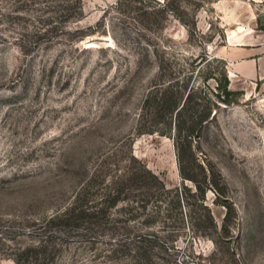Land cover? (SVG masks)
Segmentation results:
<instances>
[{
	"label": "rangeland",
	"instance_id": "1",
	"mask_svg": "<svg viewBox=\"0 0 264 264\" xmlns=\"http://www.w3.org/2000/svg\"><path fill=\"white\" fill-rule=\"evenodd\" d=\"M0 264H264V0H0Z\"/></svg>",
	"mask_w": 264,
	"mask_h": 264
},
{
	"label": "trees",
	"instance_id": "2",
	"mask_svg": "<svg viewBox=\"0 0 264 264\" xmlns=\"http://www.w3.org/2000/svg\"><path fill=\"white\" fill-rule=\"evenodd\" d=\"M232 91H231V89H229L228 87H227V85H225L222 89H221V93H223V96H222V100L223 101H226L227 100V96L231 93ZM187 97V96H186ZM186 99V98H185ZM184 102H185V100H184ZM177 103L176 102H174L173 103V106H172V108L175 110L176 109V112H179V109L181 108V107H183V105L179 108V109H177ZM209 114H210V108L209 109H207L204 113H203V115L201 116V121L202 120H205L208 116H209Z\"/></svg>",
	"mask_w": 264,
	"mask_h": 264
}]
</instances>
